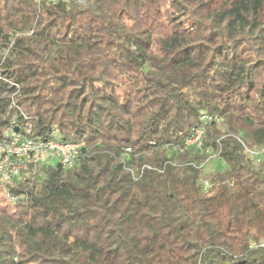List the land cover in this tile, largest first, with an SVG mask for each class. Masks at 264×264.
<instances>
[{
  "label": "trees",
  "instance_id": "trees-1",
  "mask_svg": "<svg viewBox=\"0 0 264 264\" xmlns=\"http://www.w3.org/2000/svg\"><path fill=\"white\" fill-rule=\"evenodd\" d=\"M9 106L84 147L0 186V264H264V0H0Z\"/></svg>",
  "mask_w": 264,
  "mask_h": 264
},
{
  "label": "built area",
  "instance_id": "built-area-1",
  "mask_svg": "<svg viewBox=\"0 0 264 264\" xmlns=\"http://www.w3.org/2000/svg\"><path fill=\"white\" fill-rule=\"evenodd\" d=\"M46 1L56 4L59 0H34ZM214 119L211 115L201 113L199 124L193 129V134L186 145L202 148L204 127ZM17 126V131L14 127ZM83 142L60 141L57 138H34L32 136V121L23 111L16 108L9 124L0 129V186L5 199L12 205L22 200L23 195L12 190L16 182H23L28 174V169L39 170L47 166L58 165L66 170L74 167L77 160L83 154ZM126 151H130L127 147ZM205 152H211L210 148H204ZM255 161L264 154V149L252 151ZM204 187L207 182L203 181ZM249 247H259L264 250V240H252Z\"/></svg>",
  "mask_w": 264,
  "mask_h": 264
},
{
  "label": "rangeland",
  "instance_id": "rangeland-1",
  "mask_svg": "<svg viewBox=\"0 0 264 264\" xmlns=\"http://www.w3.org/2000/svg\"><path fill=\"white\" fill-rule=\"evenodd\" d=\"M13 116H14V112H13V110L11 109V106H9V107H8V112H7L6 116H5V118H6V119H7V118L9 119V118H11V117H13ZM214 120H217V118L212 119L211 122H213ZM224 167H225V163L222 162L220 159H218V158L215 157V156L210 157V158L205 162V164H204V170H205V172L211 171V170H213V169H215V170H221V169H223Z\"/></svg>",
  "mask_w": 264,
  "mask_h": 264
},
{
  "label": "water",
  "instance_id": "water-1",
  "mask_svg": "<svg viewBox=\"0 0 264 264\" xmlns=\"http://www.w3.org/2000/svg\"><path fill=\"white\" fill-rule=\"evenodd\" d=\"M17 129H18V127H17V126H15V127H14V130H16V131H17Z\"/></svg>",
  "mask_w": 264,
  "mask_h": 264
}]
</instances>
